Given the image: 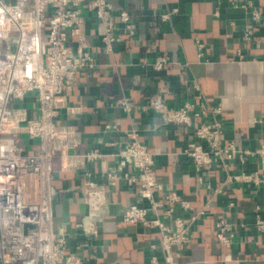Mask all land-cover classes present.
Returning <instances> with one entry per match:
<instances>
[{"label": "built area", "instance_id": "1", "mask_svg": "<svg viewBox=\"0 0 264 264\" xmlns=\"http://www.w3.org/2000/svg\"><path fill=\"white\" fill-rule=\"evenodd\" d=\"M230 1L234 7L248 10L250 22L243 39L254 40L264 25V9L256 0ZM90 12L102 28L101 41L108 53L123 41L121 24L130 34L137 30L129 11H116L110 0H0V41L4 42L0 47V264H121L98 261L94 245L99 236L96 214L109 201V185L118 180L136 185L145 201L128 203L123 221L159 232L158 242L151 244L154 252L149 264H180L183 250L193 239V223L210 211L209 202L198 208L159 179L155 153L135 129L127 131L123 141L89 147L72 123L60 120L64 110L70 114L81 111L69 103L68 92L79 73L95 65L86 34ZM173 12L162 13L161 18L167 20ZM198 45L202 56L204 44L198 41ZM238 55L245 57L241 50ZM167 63L160 56L153 66L160 70ZM119 103L126 111L132 110L127 97ZM139 108L154 110L165 123L187 129L183 152L197 172L209 174L216 164L228 170L237 161L239 169L227 171L223 184L264 185V144L246 147L227 139L224 123L215 118L222 113L221 104L199 95L197 101L187 100L175 107L152 94ZM255 121L263 124L264 113ZM111 159H119L128 169L121 173L107 170L109 184L86 173L89 163ZM254 159L260 166L249 170ZM58 171L83 173L79 189L89 217L86 223H74L75 228L85 229L80 238H71L54 225L53 205L62 191L54 182ZM221 191L219 187L217 192ZM234 206V201L228 203L229 209ZM262 210L257 204L254 218L242 221L239 227L264 234ZM215 226L221 245L231 247L237 238L236 224L221 214Z\"/></svg>", "mask_w": 264, "mask_h": 264}, {"label": "crops", "instance_id": "2", "mask_svg": "<svg viewBox=\"0 0 264 264\" xmlns=\"http://www.w3.org/2000/svg\"><path fill=\"white\" fill-rule=\"evenodd\" d=\"M110 1L116 11H129L137 30L130 34L121 24L123 41L108 53L103 49L100 24L92 12L87 13L86 34L95 65L81 71L68 92L69 103L81 107V111L70 114L64 110L60 120L72 123L89 147L123 141L127 131L135 129L138 138L155 153L158 177L165 185L198 208L210 203V211L192 225L193 239L183 250L180 264H264V234L252 227H239L242 221L254 218L257 204L262 205L264 214V185L223 184L227 171L239 169L237 161L228 170L216 164L209 174L197 172L183 152L187 129L165 123L154 110L139 108L152 94L175 107L187 100L197 101L201 95L205 101L221 104L222 113L215 118L224 123L227 139L246 147L264 144V123L255 121L264 113V25L254 40L245 41L248 10L234 7L230 0ZM256 3L264 9V0ZM168 11L174 12L163 20L161 14ZM198 41L204 44L202 56ZM0 47L4 42L0 41ZM239 50L244 58L239 57ZM160 56L168 63L157 70L153 63ZM124 97L132 105L130 112L119 103ZM259 166L254 159L248 169ZM127 169L119 159H111L89 163L86 173L109 184L107 170L121 173ZM82 177L83 173L58 171L54 181L62 189L53 205L54 225L71 238L83 236L85 229L75 228L74 223H86L89 217L79 189ZM109 186V201L96 214L99 236L94 245L98 261L149 264L154 252L151 244L160 238L158 230L125 223L122 218L128 203H145L138 187L124 180ZM219 187L221 192H217ZM230 201L235 202L232 209L228 208ZM221 214L237 226V238L231 247L221 245L216 235L215 221Z\"/></svg>", "mask_w": 264, "mask_h": 264}]
</instances>
